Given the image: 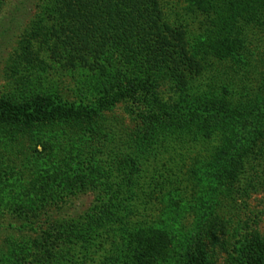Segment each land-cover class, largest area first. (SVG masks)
I'll return each instance as SVG.
<instances>
[{"label": "trees", "instance_id": "obj_1", "mask_svg": "<svg viewBox=\"0 0 264 264\" xmlns=\"http://www.w3.org/2000/svg\"><path fill=\"white\" fill-rule=\"evenodd\" d=\"M186 1L193 12L214 6L213 0ZM228 1L238 15L224 20L222 27L236 24L239 17L243 21L259 19L264 11V0ZM47 6L46 19L51 25L45 45L50 57L69 69H83L113 80L104 89L106 98L98 103L81 101L82 96L78 101H56V95L41 93L27 99L0 96L1 132L18 126L63 123L60 133L65 131L70 151L59 168L53 167L46 174L47 182L35 180L31 191L24 192L32 194L30 199L0 198V220L10 217L7 227L17 235L4 238L0 264H108V258L100 256L109 250H100L113 230L129 231L131 238L137 237L143 252L136 264H154L169 251L166 232L145 230L156 209L154 199L158 194L184 196L177 187V159L172 151L215 142L214 151L208 147L205 155L199 153L196 170L218 182L223 177L238 180L239 168L250 155L264 151V102L256 109L255 99H248L251 105L248 94L241 96L234 85L224 81L222 71L211 65L200 48L191 45L186 25L166 15L162 0H49ZM242 45L240 38H232L223 52L237 56ZM30 53L40 59L38 51ZM112 67L114 73L108 72ZM167 79L173 83L165 97L160 90ZM80 88L84 96V87ZM230 91L233 96H226ZM130 97L134 103L151 100L147 114L129 107L133 118L149 121L148 126L143 135L127 130L121 144L110 150L109 168L100 165L97 200L101 201L93 205L98 214L84 226L64 214L66 200L57 191H50L57 194L52 197L38 193L46 192L49 181L57 179L73 180V185L69 183L72 192L92 184L85 179L86 170L93 164L73 161L72 157L79 154L74 151L78 143L68 123L89 121L79 133L85 138L84 144L101 138L103 132L106 136L120 134L117 129L108 132V117L104 115ZM263 263L264 246L254 234L244 244L237 264ZM186 264L214 263L196 246Z\"/></svg>", "mask_w": 264, "mask_h": 264}, {"label": "rangeland", "instance_id": "obj_2", "mask_svg": "<svg viewBox=\"0 0 264 264\" xmlns=\"http://www.w3.org/2000/svg\"><path fill=\"white\" fill-rule=\"evenodd\" d=\"M48 1L0 0V96L27 99L41 93L56 95V101H78L82 96L81 101L101 102L107 96L104 89L113 78L97 77L94 72L83 69H69L50 57L45 45L51 25L46 19ZM213 2L214 6L208 10L193 12L189 11L192 8L186 0H162L166 15L186 25L191 45L207 55L211 65L222 71L224 81L234 85L241 96L244 92L248 94L247 102L248 99H255L253 105L258 109L264 102V11L259 19L243 21L239 17L236 24L222 27L220 25L224 20L234 19L238 12L232 9V3L228 0ZM236 37L241 39L243 45L238 55L232 57L223 51H226L227 43ZM37 51L41 61L35 59L32 53L27 54ZM108 72L114 73V67ZM163 81L164 86L160 91L166 97L172 90L170 87L173 82L171 79ZM80 87H84V96L80 95ZM227 95L233 96L231 91ZM129 107L147 114L152 102L148 99L136 100L134 103L132 97L117 102L104 116L108 117V132L117 129L120 134L107 133L106 136V132H103L101 138L99 136L87 144L83 143L85 138H80V134L89 121L79 119L68 123L69 132L75 135L78 143L74 151L79 154L72 157L73 161L93 164L92 169L86 170L85 182L92 183L90 186L72 192L69 183L73 185V180H48V189L44 188L46 192L38 193L52 197L57 194L50 191H57L66 200L64 214L82 222L84 226L98 214L93 205L101 201V198L97 200V186L101 185L102 180L100 168H109L110 150L114 151L115 146L117 148L121 144L123 138H120L125 137L127 130L132 134L143 135L148 126L149 121L133 118ZM63 125L50 122L13 127L12 131L6 133L0 130L1 200L30 199L32 194L24 192L31 191L34 181L44 184L47 182L46 174L65 162L62 159L70 151L65 131L60 133ZM208 147L210 152L214 151L215 142L177 149L171 153L177 159V187L184 196L177 198L158 194L157 199H154L156 209L145 230H163L169 239L167 255L154 264H186L196 246L202 248L207 260L210 259L214 264H237L244 244L254 234L260 237L264 246V151H260L257 156L250 155L244 167L239 168L238 180L231 182L223 177L218 182L207 179L204 173L202 175L200 170H196L199 153L205 155ZM228 149L233 151L231 147ZM79 183L78 180L76 185ZM49 187L54 189L49 190ZM11 220L10 217L0 220V249L7 235L17 236L7 227ZM100 229V232H104L102 227ZM109 233L108 240L101 247L103 250H100L107 248L109 252L100 257H107L108 264H136L143 252L137 237L131 238L129 231L124 230Z\"/></svg>", "mask_w": 264, "mask_h": 264}]
</instances>
